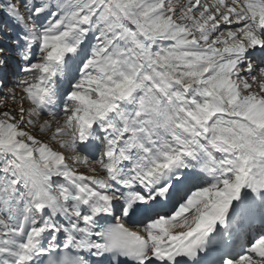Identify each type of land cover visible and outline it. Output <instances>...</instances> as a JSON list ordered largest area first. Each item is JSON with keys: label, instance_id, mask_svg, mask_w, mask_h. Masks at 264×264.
<instances>
[{"label": "snow or ice", "instance_id": "1", "mask_svg": "<svg viewBox=\"0 0 264 264\" xmlns=\"http://www.w3.org/2000/svg\"><path fill=\"white\" fill-rule=\"evenodd\" d=\"M0 16V264H264V0Z\"/></svg>", "mask_w": 264, "mask_h": 264}, {"label": "rangeland", "instance_id": "2", "mask_svg": "<svg viewBox=\"0 0 264 264\" xmlns=\"http://www.w3.org/2000/svg\"><path fill=\"white\" fill-rule=\"evenodd\" d=\"M0 2H2V0H0ZM4 21H5L4 17L0 16V25H2L4 23ZM8 23H9V25L11 24V22H8ZM13 34H15V33L13 32ZM12 62L15 63V59H13ZM12 62H11V64H12ZM2 110H4V109H0V111H2ZM34 134L37 135V136H42L43 135L41 133H34Z\"/></svg>", "mask_w": 264, "mask_h": 264}]
</instances>
